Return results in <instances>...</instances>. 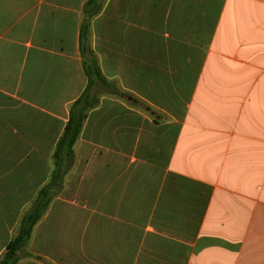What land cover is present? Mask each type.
Segmentation results:
<instances>
[{
  "label": "crops",
  "instance_id": "crops-1",
  "mask_svg": "<svg viewBox=\"0 0 264 264\" xmlns=\"http://www.w3.org/2000/svg\"><path fill=\"white\" fill-rule=\"evenodd\" d=\"M87 1L0 0V260L264 264V0Z\"/></svg>",
  "mask_w": 264,
  "mask_h": 264
},
{
  "label": "trees",
  "instance_id": "trees-1",
  "mask_svg": "<svg viewBox=\"0 0 264 264\" xmlns=\"http://www.w3.org/2000/svg\"><path fill=\"white\" fill-rule=\"evenodd\" d=\"M100 1L102 0L87 1L86 13L88 19L99 11V7H101L102 5ZM89 7H91L90 10ZM85 95L86 93H84L79 99H77L70 108V119L57 144L55 153L56 165L60 164L62 155L67 156V158L73 157L74 145L80 135L87 113L93 105L89 101L85 100ZM58 173L59 170H56L54 179L57 178ZM50 188V185H47L40 190L38 199L34 204L33 209L22 219L20 229L7 245L5 253L0 260V264H17L18 251L27 244L32 235L34 226L39 221L42 213L47 208L50 202Z\"/></svg>",
  "mask_w": 264,
  "mask_h": 264
}]
</instances>
